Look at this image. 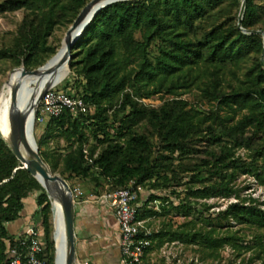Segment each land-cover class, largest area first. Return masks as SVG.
<instances>
[{
  "label": "trees",
  "instance_id": "16d2710c",
  "mask_svg": "<svg viewBox=\"0 0 264 264\" xmlns=\"http://www.w3.org/2000/svg\"><path fill=\"white\" fill-rule=\"evenodd\" d=\"M89 1L1 3L0 13L27 14L0 51V61L10 59L27 70L43 66L59 50L49 42L55 29H69ZM240 6L241 0H131L107 6L75 44L65 81V90L94 111L67 110L37 139L43 161L72 189L77 181L89 182L100 194L133 181L142 190L135 204L138 220L170 212L187 219L154 229L141 264H150V253L174 242L204 252L211 264H222L228 247L234 254L230 264H264V201L242 196L248 187L237 184L248 176L264 186V36L238 27ZM242 28L264 31V0H246ZM194 90L211 106L208 111L184 98ZM155 98L159 103H152ZM58 138L64 147L50 148V140ZM20 167L0 134V264H7L8 249L18 246L7 225L21 217L24 200L34 194L44 257L55 264L49 196ZM180 187L186 194L177 203L172 197L178 198ZM232 197L237 202L218 212L201 203ZM155 203L158 211L150 209ZM223 222L228 226L220 231ZM234 225L262 233L247 241Z\"/></svg>",
  "mask_w": 264,
  "mask_h": 264
},
{
  "label": "water",
  "instance_id": "95a60500",
  "mask_svg": "<svg viewBox=\"0 0 264 264\" xmlns=\"http://www.w3.org/2000/svg\"><path fill=\"white\" fill-rule=\"evenodd\" d=\"M125 1L131 0H91L67 30L57 54L53 56L44 66L36 70H27L24 66H22L19 68L22 71V74L38 76L41 72V69L50 64H55L57 67H61L68 63L70 67L71 60L73 59V48L77 41L83 36L85 30L94 20L96 15L111 4ZM245 5L246 0H241L238 16V27L246 34H260L264 36V31L262 30L248 31L242 28ZM262 59L264 61V52ZM55 86L57 85H48L41 91L34 93L31 97V102L25 108H21L19 102V89L15 88L11 96V109L8 114V130L4 131L0 129V134L12 153L18 159L21 165L20 169H26L46 190L54 211V216L56 205L61 208L67 251L66 264H75L76 203L73 198V192L66 180L60 174L52 173L50 168L43 161L42 157L40 156L39 147L34 135L37 107L46 92ZM54 240L56 243L55 230ZM55 263L57 264V246Z\"/></svg>",
  "mask_w": 264,
  "mask_h": 264
},
{
  "label": "built area",
  "instance_id": "2783aa9c",
  "mask_svg": "<svg viewBox=\"0 0 264 264\" xmlns=\"http://www.w3.org/2000/svg\"><path fill=\"white\" fill-rule=\"evenodd\" d=\"M67 110L75 114H86L92 113L94 107L86 104L82 98L73 96L69 90L60 91L57 87H53L46 92L39 103L35 123L44 127L51 119L61 117ZM139 191H142L141 188H136L133 181L125 188L106 189L100 194L87 191L81 185H76L72 189L76 204L88 201H105L111 206L119 226L120 249L126 264H141L145 252L151 246V237L154 232V228L149 227L145 220H138L137 218L135 204L139 198ZM148 196L149 193L144 192L145 200H148ZM17 242V247L8 249L7 264H50L44 257L45 244L41 227L32 226L28 228L22 236L17 238ZM172 246L183 247L178 242H174L165 244L161 250H170ZM179 255L173 259V262L177 261L176 264H199L198 258L185 262L179 258ZM75 264L83 263L76 260Z\"/></svg>",
  "mask_w": 264,
  "mask_h": 264
},
{
  "label": "rangeland",
  "instance_id": "374dc122",
  "mask_svg": "<svg viewBox=\"0 0 264 264\" xmlns=\"http://www.w3.org/2000/svg\"><path fill=\"white\" fill-rule=\"evenodd\" d=\"M5 1L6 0H0V4L5 2ZM26 14L27 13L25 10L0 13V51L3 50L4 48H6L7 46H9L10 43L14 40V37L17 35L18 27L21 24V22L23 21ZM67 30L68 29L66 28V26L57 27L55 29L52 37L49 40L50 44L54 47H59V49H60L61 43H62V41H63V39L67 33ZM22 66L17 67L16 64L14 63V61L10 60V59L0 61V98L5 91V89H4L5 84L8 81L9 76L13 73V71L21 68ZM70 72L71 71H69V74L65 80H63L60 84L55 86V87H57L58 90L65 91V86H66L65 81L67 79H69V76L71 75ZM184 98L188 99L191 103H193L195 106H197L201 111H208L211 108V106L207 102H202L200 100L199 94L196 90H194L190 94L185 95ZM152 103L157 104V103H159V100L157 98H155L152 101ZM43 128L44 127L39 126L35 123L34 135H35L36 141H37V139H39L42 136V134L44 132ZM64 145H65L64 140L62 138L52 139L49 142V147L53 148L55 150L63 148ZM240 154L244 155L245 152L241 151ZM77 184L81 185L87 191L93 190V186L89 182L77 181ZM237 184L241 188L248 187V189H245V191H243L242 196H246V195L250 194L253 197L260 199V201H264V186H259L252 177L242 176L238 180ZM177 192H178L177 193L178 198L172 197V199H173V201H176L178 203L181 199H183L185 197L186 193H185L183 187L177 188ZM204 202L208 203L209 205L215 206L213 209L210 210V212H218L219 210L225 209L230 203L237 202V200L234 197H232L231 199H228V200L214 198V199H210L207 201H201V203H204ZM25 204H26V211H28L30 208H36V198L33 195H31L29 198H27ZM150 209L154 210V211H158L159 210L158 204H156V203L152 204L150 206ZM197 216L198 215H195V217H197ZM197 218H199V217H197ZM169 220L172 221V224L174 225V227H177V226L183 224L184 222H187V219H185L182 215L176 214L175 212H170L165 217L150 216V217H147V219L145 221L147 223H150V225L154 229H159L164 224L168 223ZM215 224L219 225L218 221H215ZM12 226H13L12 224H9L8 230H12ZM53 226H54V230H55V216H54V214H53ZM220 226L221 227H219V230L223 231L227 228L228 224L226 222H223L222 225H220ZM232 230H234V231L241 230V234L245 235V238L247 241L253 240V238L257 234L262 233V231H258L257 229H248L247 227H243L241 225L240 226L234 225L232 227ZM53 237H54V232H53ZM56 246H57V244H56ZM181 249H182V252H181ZM195 250H196L195 247H192V246L187 247L185 249H184V247L172 246V248L170 250L164 249L163 251L159 250V251H154V252L150 253L148 259L150 261V264H174L173 259L180 254L179 258H181V260L185 261V262L186 261L188 262L189 260H191L193 258L194 259L198 258V256H201V257L203 256V262L200 261L199 264H209V263L211 264L212 263V259L208 258L204 252H200V254H198L197 252H195ZM233 259H234V254L229 247L222 251V264H230V260L232 261ZM55 261H56V255H55ZM192 264H197V263H192Z\"/></svg>",
  "mask_w": 264,
  "mask_h": 264
},
{
  "label": "crops",
  "instance_id": "0c3cea01",
  "mask_svg": "<svg viewBox=\"0 0 264 264\" xmlns=\"http://www.w3.org/2000/svg\"><path fill=\"white\" fill-rule=\"evenodd\" d=\"M91 191V190H88ZM36 198V195H33ZM24 210L13 222L9 234L19 238L24 232L39 224L33 218L37 209ZM9 225V224H8ZM7 225V229H8ZM76 260L83 264H126L123 260L119 226L111 206L105 201H88L76 204Z\"/></svg>",
  "mask_w": 264,
  "mask_h": 264
},
{
  "label": "bare ground",
  "instance_id": "6f19581e",
  "mask_svg": "<svg viewBox=\"0 0 264 264\" xmlns=\"http://www.w3.org/2000/svg\"><path fill=\"white\" fill-rule=\"evenodd\" d=\"M70 71L69 64L61 67L55 64L47 65L41 69L38 76L23 75L20 69L14 71L5 84V91L0 98V129L7 131L9 122L8 114L11 109V96L15 88L19 89V102L21 108H25L31 102L34 93L41 91L48 85L60 84L66 79ZM31 119V116H30ZM55 230L57 244V264H66L67 251L65 230L61 208L55 207Z\"/></svg>",
  "mask_w": 264,
  "mask_h": 264
}]
</instances>
